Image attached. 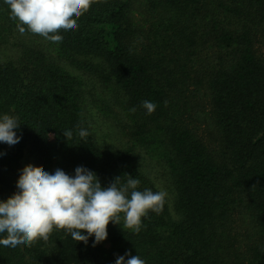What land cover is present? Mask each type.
Instances as JSON below:
<instances>
[{
    "label": "trees",
    "instance_id": "1",
    "mask_svg": "<svg viewBox=\"0 0 264 264\" xmlns=\"http://www.w3.org/2000/svg\"><path fill=\"white\" fill-rule=\"evenodd\" d=\"M77 25L20 33L0 0V114L22 134L0 144V199L27 164L141 191L159 168L172 195L138 232L121 218L93 247L54 229L0 264H264V0H91Z\"/></svg>",
    "mask_w": 264,
    "mask_h": 264
},
{
    "label": "clouds",
    "instance_id": "2",
    "mask_svg": "<svg viewBox=\"0 0 264 264\" xmlns=\"http://www.w3.org/2000/svg\"><path fill=\"white\" fill-rule=\"evenodd\" d=\"M16 21L20 33L38 34L46 41L62 40L60 33L77 29V20L88 10L91 0H2ZM141 107L151 114L156 105L141 101ZM20 123L15 116L0 114V144L14 146L22 139L18 135ZM66 140L71 130L62 132ZM80 137L88 135L79 130ZM120 182L116 177L102 187L97 174L84 166H77L69 175L60 168L53 172L32 164L19 170L16 191L0 199V246L27 247L37 239H47L53 230H63L77 243L93 247L107 239L109 223L118 225L122 218L125 228L139 231L141 219L149 212L163 211L168 196L166 190H138L140 181L125 174ZM122 214V216H121ZM114 264H145L138 255L125 252L115 258Z\"/></svg>",
    "mask_w": 264,
    "mask_h": 264
},
{
    "label": "rangeland",
    "instance_id": "3",
    "mask_svg": "<svg viewBox=\"0 0 264 264\" xmlns=\"http://www.w3.org/2000/svg\"><path fill=\"white\" fill-rule=\"evenodd\" d=\"M99 130L102 132L101 135L107 134L108 136H111L112 137V133H111L110 129L106 125H104V124L101 123V125L99 127ZM152 176L154 177L155 182L160 187V190L161 189L166 190L167 193H168L167 198H171V195L172 194L170 192V187H169V184H168V182L166 180V177L163 174V172L159 168H155L153 170Z\"/></svg>",
    "mask_w": 264,
    "mask_h": 264
}]
</instances>
